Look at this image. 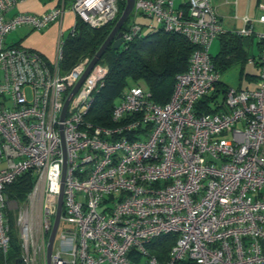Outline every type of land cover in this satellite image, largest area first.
<instances>
[{
    "label": "built area",
    "instance_id": "obj_1",
    "mask_svg": "<svg viewBox=\"0 0 264 264\" xmlns=\"http://www.w3.org/2000/svg\"><path fill=\"white\" fill-rule=\"evenodd\" d=\"M24 1L0 0L2 264L10 244L6 186L30 170L35 183L28 196L38 198V219L32 227L18 217L20 264H47L62 183L58 228L64 222L75 229L60 232L49 264H264V30L253 27L264 24V2L257 18L242 17L237 32L259 38L256 87L227 86L217 112L207 114L196 105L220 82L209 47L226 33L213 0H134L123 43L158 25L195 48L167 102L156 103L142 84L129 86L111 125L101 126L86 116L104 86L106 64L91 69L61 119L93 56L61 73L62 29L52 63L34 49L5 44V37L19 27L44 30L68 10V35L77 21L98 28L116 19L125 0H61L41 14L6 17ZM163 236L174 243L160 261L148 244Z\"/></svg>",
    "mask_w": 264,
    "mask_h": 264
},
{
    "label": "trees",
    "instance_id": "obj_2",
    "mask_svg": "<svg viewBox=\"0 0 264 264\" xmlns=\"http://www.w3.org/2000/svg\"><path fill=\"white\" fill-rule=\"evenodd\" d=\"M65 1L66 3L70 2V0ZM123 9L124 3L119 6V14L113 22L98 28L77 21L75 32L72 35H67L63 41L62 56L59 61L61 73L68 72L81 58L94 56ZM127 22L128 20L123 24L122 31L126 29ZM218 39L220 49L211 57L220 73L235 62L246 61L242 37L226 31ZM194 48L195 46L181 34L166 32L161 27L153 32L135 37L130 42L122 43L118 48L109 45L99 59V63L108 66V74L104 86L95 96L86 116L87 119L96 125H111V111L115 105V99L120 97L126 88L136 84L144 85L156 103L164 104L173 92L175 77L187 70ZM226 87L227 85L221 81L218 82L212 93L198 101L197 112L199 113L201 110L207 114L217 112L215 98L220 92L224 95ZM34 183L35 175L30 170L6 186V192L21 202L32 191ZM9 222L10 244L5 260L8 264H20L21 253L16 231L12 220ZM173 243L172 237L163 236L149 243L148 249L162 261ZM3 261L4 256L0 250V264Z\"/></svg>",
    "mask_w": 264,
    "mask_h": 264
},
{
    "label": "crops",
    "instance_id": "obj_3",
    "mask_svg": "<svg viewBox=\"0 0 264 264\" xmlns=\"http://www.w3.org/2000/svg\"><path fill=\"white\" fill-rule=\"evenodd\" d=\"M60 1L61 0H27L15 6L10 11H8L6 13V17H11L18 12L41 14L53 8L57 4H59ZM213 5L216 8V11H217V14H218V17H219V20L222 26L226 29V31H229L234 34H237L238 30L243 26L242 17L244 15H247L250 17V13H249L250 11H249L248 4L246 6V9L238 10L236 8L237 0H213ZM232 5H235V9H233ZM257 5H256V10H258L259 15H260L261 11L258 9ZM72 20H73V13L68 10L63 15L61 21H57L55 23L50 24L44 30L37 31V30H32L28 27H25L27 29V33H25L23 37L17 40L16 42H13L7 45L18 44L26 48L34 49L40 52L49 63H52L55 60V51H56L55 49H56L57 40H58V33L61 29L63 31L68 30L70 24L72 23ZM145 23H149V20L146 19ZM259 26L264 28V24L255 22L253 24L254 31H259L258 29H255L256 27H259ZM254 37H257L258 41H256L255 46L258 49V52L260 51V41L256 34H253L251 37L242 38V44H243V48L246 53L247 59L245 62H235L233 63V65L240 64L239 79L241 80L245 77L250 81L253 80L255 82L254 84V88H255L259 75L245 73L244 71L246 63H249L251 65H256V66L258 65L256 58H258L259 54L256 57L254 55H249V51L252 48H254ZM219 46H220V41H219ZM211 56H214V55H211ZM231 67H229L228 69H230ZM257 67H259V65ZM246 88H250V87H246Z\"/></svg>",
    "mask_w": 264,
    "mask_h": 264
},
{
    "label": "rangeland",
    "instance_id": "obj_4",
    "mask_svg": "<svg viewBox=\"0 0 264 264\" xmlns=\"http://www.w3.org/2000/svg\"><path fill=\"white\" fill-rule=\"evenodd\" d=\"M258 1L264 2V0H237L236 8L238 10H244V9H246V6L248 4L249 11H250L249 12L250 18L254 19L255 17H257L259 15L258 10H256V5H257ZM177 3H178V1H176V4ZM232 7H233V9H235V5H232ZM146 19H148V18H146ZM146 19L142 18V17H138L137 21L144 23V24H147V23H145ZM148 20H149V22H151V19H148ZM157 29H158V25H154L153 28H143L142 34L153 32ZM255 29H258L259 31L264 30V28H262L260 26L256 27ZM68 32H69L68 30L64 31L63 39H65L67 37ZM25 33H27V29L25 27L17 28L16 30H14V31H12L6 35L5 44H11L13 42H16L17 40L22 38ZM256 41H258L257 37H254V48H252L249 51V55H254L255 57L259 54L258 49L255 46ZM219 48H220L219 40H218V38H216L209 47V53L211 55H215L218 52ZM256 60L258 62V58H256ZM257 66L246 63L244 71H245V73H250L253 75H259L260 68ZM239 71H240V64L232 65V67L230 69L224 70L220 73V81L227 86H231V87H235V88H241V89H252V88H254L255 82L253 80L250 81L245 77L241 80L239 79ZM246 87H250V88H246ZM223 96H224L223 93L220 92L218 94V96L215 98V101H217L218 103H222L223 102ZM119 100H120L119 97L117 99H115V103L118 104ZM226 137H229V135H226ZM8 200L9 201H8L7 206H6L7 220H8V222L10 220H12V222L14 224V229L16 231V237H17L19 247L21 250V238H20V233H19L20 227L18 226V224H19L18 223V217H20V215H22V217H25L26 221L29 222L32 225V227H34V225L36 224V221L38 219L39 201H38L37 196H34L31 199L29 198V196H27L24 201L20 202L16 199L12 198L9 194H8ZM74 229H75V226L72 223L61 222V224L58 228V234L56 235V239L54 241V247L58 246V244H59L60 232L67 231V230L73 231Z\"/></svg>",
    "mask_w": 264,
    "mask_h": 264
},
{
    "label": "water",
    "instance_id": "obj_5",
    "mask_svg": "<svg viewBox=\"0 0 264 264\" xmlns=\"http://www.w3.org/2000/svg\"><path fill=\"white\" fill-rule=\"evenodd\" d=\"M133 4H134V0H125V6H124V9H123L121 15L116 20L114 26L112 27L111 31L107 35L106 39L103 41V43L98 48V50L96 51L94 56L91 58V61L87 65L83 74L80 76L78 81L75 83V85L73 86V88L69 92V94H68V96L64 102V106H63V109L61 112V119H63L65 112H66V108H67L70 100L72 99L73 95L75 94V92L77 91L79 86L82 84L85 77L89 74L91 69L98 63V61L101 58L104 50L109 45H111L113 48H118L120 45H122V43H123L122 33L123 32H122L121 28H122L123 24L128 20L131 12L133 10ZM64 173H65V163L63 165V170H62V177H61L62 182L64 179ZM62 189H63V183L61 184V187H60V193H59L58 204H57V212L55 215L54 223L52 225V228H51V231L49 233L48 240H47V246H46L47 264L50 263L49 262L50 261V255L52 252L55 235H56L57 228L59 225V219H60L61 210H62Z\"/></svg>",
    "mask_w": 264,
    "mask_h": 264
}]
</instances>
